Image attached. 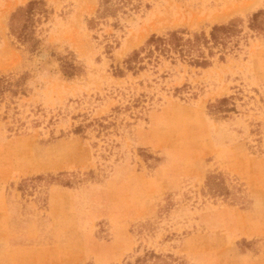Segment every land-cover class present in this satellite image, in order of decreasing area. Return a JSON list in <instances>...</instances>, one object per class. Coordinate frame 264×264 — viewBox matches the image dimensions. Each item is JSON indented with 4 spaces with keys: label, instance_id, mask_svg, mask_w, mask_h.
<instances>
[{
    "label": "rangeland",
    "instance_id": "obj_1",
    "mask_svg": "<svg viewBox=\"0 0 264 264\" xmlns=\"http://www.w3.org/2000/svg\"><path fill=\"white\" fill-rule=\"evenodd\" d=\"M259 10L0 0V264H264ZM230 22L207 67L147 53Z\"/></svg>",
    "mask_w": 264,
    "mask_h": 264
},
{
    "label": "trees",
    "instance_id": "obj_2",
    "mask_svg": "<svg viewBox=\"0 0 264 264\" xmlns=\"http://www.w3.org/2000/svg\"><path fill=\"white\" fill-rule=\"evenodd\" d=\"M29 4L31 5V2ZM20 10L26 12L25 9H20ZM261 18H263L262 22L260 20ZM250 20L254 30L259 31L264 35V11L259 10L258 12L252 14ZM236 28H237L236 24L231 22L226 25H219V26L216 25L212 27L209 33V38L205 37L204 35L195 34L193 40L191 39L184 40L181 36H179L178 32L175 31L170 32L168 33L167 36H163V37L152 35L146 43V46L148 48L147 53L148 54H152L153 52H158L161 54L176 53L182 58L186 56H191V53H195V51L198 50L197 47H199L200 44L209 45L211 43L212 46L214 47H218L219 45H224L225 42L221 37H219V35L227 37L233 32H235ZM197 52L198 51H196V53ZM197 54H198L197 57L191 58V63L198 67H203V68L207 67L209 62L206 59V57L202 56L201 53H197ZM138 55H139L138 52H134L133 58H137Z\"/></svg>",
    "mask_w": 264,
    "mask_h": 264
},
{
    "label": "bare ground",
    "instance_id": "obj_3",
    "mask_svg": "<svg viewBox=\"0 0 264 264\" xmlns=\"http://www.w3.org/2000/svg\"><path fill=\"white\" fill-rule=\"evenodd\" d=\"M227 7H229L230 8V6H227ZM226 8V7H225ZM243 9V8H242ZM220 11V10H219ZM223 11V10H222ZM222 11H220V12H222ZM224 12H225V9H224ZM223 14H225V13H223ZM216 15H217V13H216ZM227 18V17H226Z\"/></svg>",
    "mask_w": 264,
    "mask_h": 264
}]
</instances>
